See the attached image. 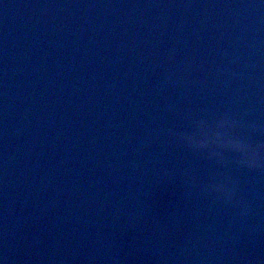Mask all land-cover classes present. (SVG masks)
I'll list each match as a JSON object with an SVG mask.
<instances>
[{
    "label": "water",
    "instance_id": "1",
    "mask_svg": "<svg viewBox=\"0 0 264 264\" xmlns=\"http://www.w3.org/2000/svg\"><path fill=\"white\" fill-rule=\"evenodd\" d=\"M225 111L264 125V0H0V264H264V173L164 135Z\"/></svg>",
    "mask_w": 264,
    "mask_h": 264
},
{
    "label": "clouds",
    "instance_id": "2",
    "mask_svg": "<svg viewBox=\"0 0 264 264\" xmlns=\"http://www.w3.org/2000/svg\"><path fill=\"white\" fill-rule=\"evenodd\" d=\"M171 80L172 77H168L165 83ZM181 83L187 86L186 81ZM186 118L190 120L187 129H168L164 135L186 151L213 162L219 168L264 173V139L257 138L264 137V125L231 111H225L211 120L191 113ZM164 142L167 143V140ZM166 175L169 181L176 179L172 173ZM187 181L193 188L199 186L202 194L215 201L229 206L238 204L240 214L249 215L251 209L247 202L238 198V182L229 171L204 185H198L196 177L190 174Z\"/></svg>",
    "mask_w": 264,
    "mask_h": 264
}]
</instances>
